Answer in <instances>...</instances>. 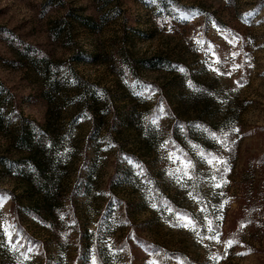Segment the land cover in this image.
Wrapping results in <instances>:
<instances>
[{"label":"rangeland","instance_id":"rangeland-1","mask_svg":"<svg viewBox=\"0 0 264 264\" xmlns=\"http://www.w3.org/2000/svg\"><path fill=\"white\" fill-rule=\"evenodd\" d=\"M93 258L264 264V0H0V264Z\"/></svg>","mask_w":264,"mask_h":264},{"label":"snow or ice","instance_id":"snow-or-ice-1","mask_svg":"<svg viewBox=\"0 0 264 264\" xmlns=\"http://www.w3.org/2000/svg\"><path fill=\"white\" fill-rule=\"evenodd\" d=\"M188 163L190 164L191 162L189 161ZM217 186H219V185H217ZM96 259H98V258H93V260L90 262V264H96Z\"/></svg>","mask_w":264,"mask_h":264}]
</instances>
